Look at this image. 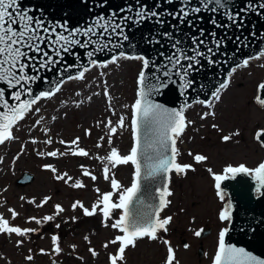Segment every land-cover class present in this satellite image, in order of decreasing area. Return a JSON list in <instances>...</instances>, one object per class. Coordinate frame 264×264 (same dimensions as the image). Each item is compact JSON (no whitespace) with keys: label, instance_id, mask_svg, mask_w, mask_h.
<instances>
[{"label":"rangeland","instance_id":"obj_1","mask_svg":"<svg viewBox=\"0 0 264 264\" xmlns=\"http://www.w3.org/2000/svg\"><path fill=\"white\" fill-rule=\"evenodd\" d=\"M262 65L264 58L251 60L247 67H238L229 77V87L221 92L219 101H213L212 108L201 103H193L187 108L185 116L193 123L177 141V160L181 164H192L194 170H187L185 174L171 173L169 190L172 195L168 197L171 203L160 214L161 218L172 217L168 231L159 232L155 241L139 239L135 247L126 249L125 261L121 264H165L168 246L164 240L170 242L179 264H212L219 231L228 223L219 220V212L230 198L219 199L208 169L223 174L228 165L244 164L256 168L264 162V147L257 139V132L264 128V107L256 103L258 85L264 81ZM141 68L140 61L123 58L107 67H92L84 80L67 81L51 99L38 102L35 107L41 111L29 113L14 126L16 139L0 145V157L3 158L0 160V214L13 226L36 229L23 237L0 234V264H111L110 255L117 252L118 244H109L107 248L104 245L121 233L110 226L105 227L101 214L86 217L82 209L73 210L71 205L79 200L91 209L100 194L112 191L110 181L103 179L105 161L98 157H106L112 147L121 154H127L130 149L131 105L136 99ZM105 87L108 96L104 95ZM125 105L129 107L125 108ZM208 111L215 115L201 119ZM121 115L127 118L128 126L118 128L109 145L107 122L110 119L115 126ZM41 117V123L36 124ZM45 128L49 130L47 133ZM86 130L90 135L85 134ZM225 135H231V139L224 141ZM76 137L80 138L79 147L89 152L88 157L71 154L42 157L37 154L54 150L65 152L75 146L61 145L59 141L70 142ZM49 138L52 144L45 143ZM33 139L37 143H32ZM195 154L204 155L207 160L196 162ZM45 164L53 165L57 172L54 174L45 169ZM81 165L97 180L83 176ZM25 171L32 173L34 179L24 186L17 185L16 180ZM133 171L131 164L121 165L113 168L111 174L124 187H129ZM64 172L73 178L67 184L55 179L56 174ZM75 180H81L85 187H71ZM45 196L50 200L37 207ZM32 200L36 203H30ZM114 200H118V196H114ZM56 204L65 211L53 221L41 224L29 221L32 216L42 220L45 215H54ZM8 209H14L19 215L13 220ZM120 214L121 210H116L113 219L107 223L110 225ZM57 224L59 228H56ZM201 229L207 233L202 231L197 237L195 232ZM53 235L60 237V253L54 251ZM17 240H23V243L18 246ZM199 248H202L200 254ZM41 249H44L43 253ZM89 249L95 250L97 255L93 256ZM29 255L32 260L26 259Z\"/></svg>","mask_w":264,"mask_h":264},{"label":"snow or ice","instance_id":"obj_2","mask_svg":"<svg viewBox=\"0 0 264 264\" xmlns=\"http://www.w3.org/2000/svg\"><path fill=\"white\" fill-rule=\"evenodd\" d=\"M168 2L171 3V0H168ZM181 3L182 7L178 12L169 13L181 24L187 22L191 25L192 20L189 17L192 14H198L202 11L216 13L219 10H225L223 14L230 24H218L216 19H211L210 23L217 27H230L231 25L242 27L241 12L255 7V5L249 4L247 9L233 12L227 10L229 9V4L226 0H199L200 6H190L191 0H181ZM259 8L264 9V3H260ZM30 11V9L21 8L19 0H0V84L6 85V88L11 90V99L15 101V103L9 104V101L5 99V87H0V107L4 109V111H0V145L16 139L13 135V128L23 121L29 113L33 111L39 113L41 111L39 107H35L38 102L51 99L56 93L61 91L62 85L67 81H82L92 67L101 66L94 59L97 52H115L116 49L122 48L121 41L129 40V36L124 30L127 22L132 21L133 23L141 24L155 18L157 23L161 25L165 23L162 18L164 13L148 10L144 6H139L135 9V16L128 14L118 17L117 13L113 11L107 17L104 15L96 17L94 22L86 27L71 29L68 27L67 22H56L48 26L42 17H35L30 14ZM119 11L120 13H124L125 8H120ZM127 11L129 13L133 11L131 5L127 7ZM199 33L201 37L204 36L203 29H200ZM209 35L215 37L216 33L212 32ZM163 36L169 37L171 33L164 32ZM81 37L84 39L82 40ZM191 41L193 47L190 50L192 54L189 55L180 47L181 41L175 40L171 45L173 52L165 57V62L162 65H156L154 61H151L144 55H128L124 51L115 52V54L110 56L108 61L102 64L103 67H107L108 64L117 63L121 58L140 61L142 64L137 78L138 91L136 99L131 105L130 129L132 143L130 149L127 154H121L117 148L112 147L106 157H98L101 161H105L103 179L110 181L112 191L100 194L97 201L91 205V209L85 207L79 200L71 205L73 210L77 208L82 209L86 217H92L97 213L101 214L102 223H104L105 227L110 226L121 233L104 245L107 248L109 244H118L117 252L110 255L111 264H121V262L125 261L126 249L130 246L135 247L139 239L148 238L153 241L157 240L159 238L158 233L161 231L167 232L168 225L172 221L171 216L165 218H161L160 216L163 209L171 203L167 197H170L172 192L169 191L166 183L162 187L155 189L156 193H158L159 203L148 218H143L133 212L131 206L133 205L134 198L137 197V194L141 190V179L166 178L167 174L172 172L185 174L187 170H194L192 164H181L178 162L179 149L176 146L177 141L183 135L187 126L193 123L187 120L185 116V108L190 107V105L185 104L180 109L167 108L153 99L155 95L160 93L161 89L167 88L169 83H175L176 79L174 78H177L180 82L179 86L184 90L181 94L184 95L186 90L193 84V80L189 78L190 74L197 70V67L201 64V59H207L209 64L216 63L211 58L214 54L212 47H208L206 51L201 50V46L206 44L204 39H197V37L193 36L191 37ZM222 43V40L215 39V48L219 49ZM90 46L92 50L86 52V57L88 58L86 65L74 62L66 63L63 70L58 73L62 77L58 82H55L49 90L34 93L32 85L42 79L40 75L41 71L50 70L59 63H63V56L73 52L74 48L89 49ZM261 56H264V50H261L256 56L243 59L242 64H237L233 67L228 76L231 77L238 67H247L251 59H259ZM150 67L153 69L151 74L147 72ZM73 68L80 70L75 75L63 76L64 72H68ZM229 84L230 79H225L212 92V99L207 101L201 100L198 103L212 108L213 101L221 99V92L226 90ZM260 90H264V82L258 85V95L256 96V101L261 106H264V98H261L259 94ZM104 95L108 96L106 87ZM124 107L127 108L129 106L125 105ZM214 115V112L208 111L201 116V119ZM42 119L41 117L40 120H37L36 124H40ZM52 119L55 120L56 118L53 117ZM126 119L125 116L121 115L115 126H113V122L110 119L108 120L106 127L109 128V145L113 143L112 136L117 133L118 128L128 126L126 125ZM213 127H216V125H213ZM44 131L47 133L49 130L45 128ZM85 134L90 135V131L86 130ZM262 135H264V130L258 131L257 139H260ZM222 139L229 141L231 135H225ZM31 142L37 143L35 139ZM45 143L52 144L53 141L49 138ZM59 143L75 147H69L65 152L54 150L46 153L41 151L37 154L42 157H57L68 154L79 157L89 156L88 151L79 147V137L70 142L61 139ZM97 147H100V145L97 144ZM149 149H151V152L148 151ZM189 154L192 155V153ZM2 159L0 157V160ZM193 159L196 162H202L206 161L207 157L195 154ZM129 164L134 167L132 181L129 187H124L114 178L111 170L117 166ZM80 167L83 176L90 177L93 181L97 180V177L83 165ZM44 168L50 169L54 174L57 172V169L51 164H45ZM208 171L213 175L215 188L217 189L216 195L221 201H224L226 196V193L221 189V182L234 179L240 173L254 174L253 178L257 181V191L264 187V162H261L256 168H248L244 164L238 166L228 165L224 168L223 174H216L211 168ZM55 179L57 181H64L67 184L73 178L67 172H64L63 174H56ZM71 187L80 189L84 188L85 184L81 180H75L71 184ZM96 191L100 192L99 189H96ZM114 196H118V200H114ZM49 200L50 197L45 196L36 206L42 207ZM30 203L36 202L32 200ZM116 210H121V214L118 219H115L109 225L107 222L113 219V214ZM8 211L11 213L13 220L19 215L14 209H8ZM64 211L65 209L60 204H56L54 215H45L42 220L35 216L28 219L29 221L41 224L53 221L56 216ZM72 219L75 220L76 218L73 217ZM219 220L222 222L232 221V203L230 200L219 212ZM59 227L60 225L57 224L56 228ZM34 231L36 229L13 226L8 219L0 214V234H16L23 237ZM202 231L203 229L196 231L195 235L199 237ZM228 233V227H224L219 231L212 264H264V259L253 255L242 247L227 243L226 235ZM51 239L54 251L60 253V237L53 235ZM85 239L88 238L85 237ZM22 243L23 240H17L18 246ZM163 243L168 246L165 264H179L170 242L164 240ZM73 247L75 246L73 245ZM184 247L188 248L189 246L185 244ZM40 251L43 253L44 249ZM89 251L93 256L97 255L95 250L89 249ZM26 259L32 260V256L29 255Z\"/></svg>","mask_w":264,"mask_h":264},{"label":"water","instance_id":"obj_3","mask_svg":"<svg viewBox=\"0 0 264 264\" xmlns=\"http://www.w3.org/2000/svg\"><path fill=\"white\" fill-rule=\"evenodd\" d=\"M226 2L229 4L227 10L233 12L247 9L249 4L255 5L253 9L241 12L242 27L237 25L217 27L210 23L211 19H216L218 24H230L223 14L225 10H219L216 13L202 11L192 14L189 17L192 20L191 25L187 22L181 24L172 15H169V13L179 11L182 7L181 0H171V3L168 0H19L21 8L30 9L31 15L42 17L48 26L56 22H67L70 29L86 27L93 23L96 17L100 15L107 17L113 11L117 13L118 17L128 14L135 16V9L139 6L164 13L162 18L165 23L162 25L157 23L155 18L141 24L127 22L124 30L129 36V40L121 41L122 48L115 50V52L124 51L128 55H144L154 61L156 65H162L165 62V57L173 52L171 45L175 40H180V47L190 55L192 54L190 50L193 47L191 37L204 39L206 44L201 46V50L206 51L208 47H212L214 54L211 58L216 63L209 64L207 59L202 58L197 70L190 74L189 78L193 80V84L184 95L181 94L184 90L180 88V82L174 78L176 79L175 83H169L167 88L161 89L160 93L153 97L155 102L163 104L167 108L176 109H180L185 104L191 105L201 100H210L212 92L220 83L228 79V73L233 67L242 64L243 59L256 56L261 50H264V9L259 8V4L264 3V0H226ZM129 5L133 9L131 13L127 11ZM190 6H200L199 0H191ZM120 8H125V12L120 13ZM200 29L204 30L203 37L200 36ZM164 32L171 33V36H163ZM212 32L216 33L215 37L209 35ZM81 39L84 38L81 37ZM215 39L223 41L219 49L215 48ZM88 50H92L91 46L89 49L76 47L73 52L63 56V63H59L50 70L41 71L42 79L32 85L34 93L49 90L55 82H58L62 78L58 73L63 70L66 63L74 62L86 65ZM115 52H97L94 59L99 64H103ZM79 70L77 68L70 69L68 72H64L63 76L75 75ZM147 72L151 74L153 69L150 67ZM0 87H5V99L9 101V104L15 103L11 99V90H8L3 84H0ZM259 94L261 98H264V90H260ZM256 103L259 105L257 101ZM0 111H4V109L0 107ZM260 140L264 144V135L260 137ZM148 151L151 152V149ZM172 174L175 175V172ZM170 175L171 173L167 174L166 178L157 177L148 180L142 178L141 190L131 206L133 212L143 218H148L159 203L158 193L155 189L162 187L165 183L169 185ZM33 179V174L25 171L16 180V184L24 186ZM221 189L227 192H225L226 196H229L232 203V221L227 225L229 233L226 235V242L242 247L253 255L264 259V187L257 191V181L253 176L240 173L234 179L222 181ZM204 233L206 234L207 231H203ZM182 243L185 245L184 240ZM201 249L199 248V254Z\"/></svg>","mask_w":264,"mask_h":264}]
</instances>
